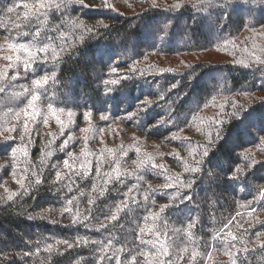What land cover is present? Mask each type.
<instances>
[{
	"label": "trees",
	"instance_id": "obj_1",
	"mask_svg": "<svg viewBox=\"0 0 264 264\" xmlns=\"http://www.w3.org/2000/svg\"><path fill=\"white\" fill-rule=\"evenodd\" d=\"M0 87V264H264V0H0Z\"/></svg>",
	"mask_w": 264,
	"mask_h": 264
},
{
	"label": "snow or ice",
	"instance_id": "obj_2",
	"mask_svg": "<svg viewBox=\"0 0 264 264\" xmlns=\"http://www.w3.org/2000/svg\"><path fill=\"white\" fill-rule=\"evenodd\" d=\"M70 2H71V0H63V5L66 6V4H67V3H70ZM54 6H55L56 8H59V7L62 6V4H55ZM24 7H25V8H29L30 6H29V5H24ZM36 7H37V10H38V9H41V8H45V7H47V5H46L45 3H43V2H41V3H39ZM8 11L11 12L12 9L10 8V9H8ZM26 14H27V13H26ZM37 35H38V34H37ZM33 47H35V43H33L32 45H28V44H24V43H20V44H9V48H10L11 50L16 51V52H24V53H27V59L23 62V67L25 68V70H27L28 65L31 63L32 59H33L34 56L37 54V53H34V52L31 50ZM50 47H51L50 44H48V43H43V46L40 47V48L37 50V52H38V53H46L47 50H48ZM7 59H11V57H7ZM20 62H21V57L18 55V56L16 57V63H15V65H9V66H10V67H11V66H19ZM13 79H16V77L14 76ZM46 81H47V76L44 77V82H46ZM40 83H41V80H34V84H35L36 86H39ZM4 90H5V89H4L3 87H0V93L4 92ZM24 91L27 92L28 89L25 88ZM37 99H38V96L35 95V94H33L32 97H31V100H30L29 103H28V108H33V107H34L33 102L36 101ZM51 107H52V106H51V104H50V105H49V108L51 109ZM33 115H35V112H33ZM46 122H47V121L45 120V123H46ZM85 131H87V130H85ZM64 163H65V166H68V161H67V160H65ZM142 164H143V161L141 162V165H138V166H142ZM153 167H155V165H153ZM57 175H59V174H57ZM166 187H167V185H166ZM113 219H115V217H113ZM154 219H155V218H154ZM145 230H146L145 228H141V229H140L141 232H144ZM147 231H151V228H148ZM233 239H235V237H233ZM164 254L167 255L168 253H167V252H164ZM156 264H160V262L157 261Z\"/></svg>",
	"mask_w": 264,
	"mask_h": 264
}]
</instances>
